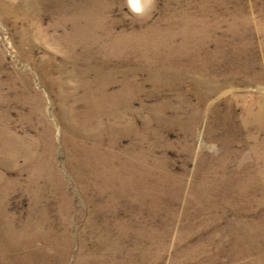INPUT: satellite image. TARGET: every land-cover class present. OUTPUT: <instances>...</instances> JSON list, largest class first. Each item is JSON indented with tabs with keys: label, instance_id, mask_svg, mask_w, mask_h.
Masks as SVG:
<instances>
[{
	"label": "rangeland",
	"instance_id": "rangeland-1",
	"mask_svg": "<svg viewBox=\"0 0 264 264\" xmlns=\"http://www.w3.org/2000/svg\"><path fill=\"white\" fill-rule=\"evenodd\" d=\"M0 264H264V0H0Z\"/></svg>",
	"mask_w": 264,
	"mask_h": 264
}]
</instances>
